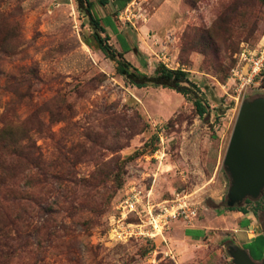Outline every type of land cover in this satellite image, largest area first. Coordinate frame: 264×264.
<instances>
[{"label": "rangeland", "instance_id": "rangeland-1", "mask_svg": "<svg viewBox=\"0 0 264 264\" xmlns=\"http://www.w3.org/2000/svg\"><path fill=\"white\" fill-rule=\"evenodd\" d=\"M89 1L115 53L149 77L164 61L183 69L189 98L118 75L77 0H0V130L13 128L0 142L26 132L59 177L38 184L31 173L23 185L22 171L18 185L31 203L0 191V264H232L223 158L241 103L264 96V81L239 94L231 71L241 50L264 46V0H131L123 9L118 0ZM134 188L155 202L183 195L197 217L118 241L109 221ZM180 224L208 227L199 252Z\"/></svg>", "mask_w": 264, "mask_h": 264}, {"label": "trees", "instance_id": "trees-1", "mask_svg": "<svg viewBox=\"0 0 264 264\" xmlns=\"http://www.w3.org/2000/svg\"><path fill=\"white\" fill-rule=\"evenodd\" d=\"M77 1L80 5L84 6L86 14L89 18L90 25L93 29V40L95 45L107 58L116 62V72L118 75L124 77L128 83L137 88L146 86L169 88L176 90L184 97L189 98L190 90L187 87L180 86V83L188 80V73L186 71L182 69H168L161 65L152 77L145 75L127 62L121 54L115 53L111 47L107 45L106 37L102 38L99 35V32H103V27H101L99 20L93 13L94 3L89 0ZM101 1L103 2L104 0ZM118 1H120L119 8L123 9L131 0ZM122 51L126 53L129 51V48H122ZM1 73L2 72L0 71V75ZM262 77V81H264L263 72ZM192 103L197 115L199 117L206 118L208 115L206 103L198 97H194L192 99ZM12 129L13 128L10 126L1 129L0 137L3 138L5 132L8 133V131H12ZM2 152L5 154L8 152L12 161L9 165L13 167V172L11 175L5 176L4 169L0 165V191H4L6 195L11 196L14 201L23 203L26 201L31 203L33 201V197L18 185L19 175L22 171H27L26 174L22 175L24 181L23 185H26L29 181L33 180V178H31V173H34L38 177V184H42L43 179L45 181H59L57 172L47 170L52 166L46 161L40 150L30 143V139L26 132H23L21 135L17 134L10 136V141H7V143L0 142V164L4 161L2 158ZM260 196L264 200V190ZM249 200L252 199H245L244 202ZM235 208L236 206L232 208L227 207L228 210H234Z\"/></svg>", "mask_w": 264, "mask_h": 264}, {"label": "water", "instance_id": "water-1", "mask_svg": "<svg viewBox=\"0 0 264 264\" xmlns=\"http://www.w3.org/2000/svg\"><path fill=\"white\" fill-rule=\"evenodd\" d=\"M230 184L226 196L229 208L245 199L256 200L264 190V96L244 100L223 158ZM264 234V232H263ZM232 264H264L233 243L229 247Z\"/></svg>", "mask_w": 264, "mask_h": 264}, {"label": "built area", "instance_id": "built-area-1", "mask_svg": "<svg viewBox=\"0 0 264 264\" xmlns=\"http://www.w3.org/2000/svg\"><path fill=\"white\" fill-rule=\"evenodd\" d=\"M239 61L231 72L236 91L241 94L250 87L259 86L262 81L264 46L257 53L241 50ZM163 64L175 70L165 61ZM243 65H246L245 69H242ZM126 195L109 221L110 233L118 241L153 237L161 234L169 221L181 219L190 222L197 217L196 209L183 195L178 194L173 199L157 202L151 199L150 192L144 193L135 188ZM130 218H136L139 222H130Z\"/></svg>", "mask_w": 264, "mask_h": 264}, {"label": "crops", "instance_id": "crops-1", "mask_svg": "<svg viewBox=\"0 0 264 264\" xmlns=\"http://www.w3.org/2000/svg\"><path fill=\"white\" fill-rule=\"evenodd\" d=\"M108 22L110 23L109 25H111V28L114 29L112 21L108 20ZM118 38L121 39V37ZM124 42L126 43V41ZM258 201L249 200L242 202L234 210H229L225 213L226 215H222L226 217L224 218L226 232H233L235 235H242L241 237L234 235L236 244L246 249L256 261H259L264 255V230H259L258 219L256 217ZM181 224L180 228L184 234L185 242L193 245V250L191 249L192 253L195 254L197 250L199 252L201 248L198 249V247H200V244L205 238L208 227H190Z\"/></svg>", "mask_w": 264, "mask_h": 264}]
</instances>
